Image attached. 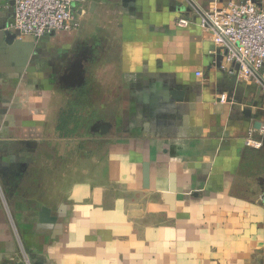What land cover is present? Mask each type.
<instances>
[{
    "label": "crops",
    "instance_id": "0c3cea01",
    "mask_svg": "<svg viewBox=\"0 0 264 264\" xmlns=\"http://www.w3.org/2000/svg\"><path fill=\"white\" fill-rule=\"evenodd\" d=\"M210 6L75 0L13 40L0 0V264H264V96L177 25Z\"/></svg>",
    "mask_w": 264,
    "mask_h": 264
},
{
    "label": "built area",
    "instance_id": "2783aa9c",
    "mask_svg": "<svg viewBox=\"0 0 264 264\" xmlns=\"http://www.w3.org/2000/svg\"><path fill=\"white\" fill-rule=\"evenodd\" d=\"M12 5L10 29L19 36L41 39L81 27L75 0H12ZM196 18L197 22L181 16L177 25L185 28L197 23L211 35L224 61L237 67L241 79L255 82L264 96V0H211L209 9L196 10ZM227 100L222 94L220 101ZM257 132L264 135V114L260 128L250 131L245 140L248 147H263L264 141L255 137Z\"/></svg>",
    "mask_w": 264,
    "mask_h": 264
},
{
    "label": "water",
    "instance_id": "95a60500",
    "mask_svg": "<svg viewBox=\"0 0 264 264\" xmlns=\"http://www.w3.org/2000/svg\"><path fill=\"white\" fill-rule=\"evenodd\" d=\"M10 23H13V22L10 21ZM9 27H10V24H9ZM8 33H9V37L13 40H16L17 37H19L18 32L14 31L13 29H8Z\"/></svg>",
    "mask_w": 264,
    "mask_h": 264
}]
</instances>
